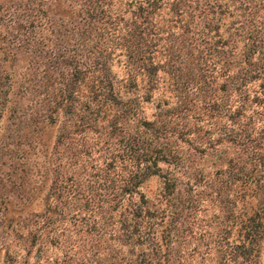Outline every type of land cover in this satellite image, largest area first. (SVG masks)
Returning a JSON list of instances; mask_svg holds the SVG:
<instances>
[{
	"label": "trees",
	"instance_id": "obj_1",
	"mask_svg": "<svg viewBox=\"0 0 264 264\" xmlns=\"http://www.w3.org/2000/svg\"><path fill=\"white\" fill-rule=\"evenodd\" d=\"M19 1L0 3L4 262L31 264L35 251L33 264H193L196 224L183 234L182 209L171 210L180 179L162 166L184 161V218L207 201L220 209L203 261L264 264V19H248L250 2ZM209 58L226 77L195 149L213 169L183 159L167 114L145 107L165 76L177 91L208 85ZM40 66L42 84L17 91ZM33 88L47 93L26 106Z\"/></svg>",
	"mask_w": 264,
	"mask_h": 264
},
{
	"label": "rangeland",
	"instance_id": "obj_2",
	"mask_svg": "<svg viewBox=\"0 0 264 264\" xmlns=\"http://www.w3.org/2000/svg\"><path fill=\"white\" fill-rule=\"evenodd\" d=\"M10 0H0V3H10ZM14 1V0H13ZM26 1V0H25ZM19 1V2H25ZM250 2L248 6V19L253 23L259 24L262 19H264V0H247ZM228 58V57H227ZM226 67L228 66L227 62H224ZM224 64V65H225ZM207 68V78L206 82L208 85L204 84L202 80H193V83H190L187 89L182 91H177L173 85L174 77L165 76L161 79L158 88L153 91V98L148 104H145L147 109V114L151 116L154 113H159L161 110L167 114L165 116L168 121V133H167V143L171 145V147L176 148L181 152V156L184 159L185 155L193 154L195 166L202 167L207 166L209 169H213L212 163L209 158H203L204 155L201 151V148L195 149V147H201L200 143L201 137L205 132V127H207L210 123L216 121L217 118L212 117V115L206 111L207 110V101L210 98L219 99L223 95V91L220 89L222 83L225 80L223 73L219 72L218 69L212 70L213 59L209 58L206 62ZM43 66L39 67V71L37 74H29L25 77L24 74L18 76L17 82V91H22V86L31 87L34 86L35 81L40 84L41 77L43 76ZM19 71V70H18ZM39 80V82H38ZM42 84V83H41ZM206 86H209V89L206 90ZM52 92V91H49ZM47 93V91H42L40 89L33 88L31 91H27L26 98L23 100V104L28 106L30 104H36L41 97ZM161 106V107H159ZM204 127V128H203ZM53 135L55 134L52 132ZM51 133V134H52ZM54 139V138H53ZM199 145V146H198ZM165 169H171L172 172H175L179 176V185H178V193L175 195V201L173 202V206L171 205V210L174 208L181 210V229L184 234V226L188 224V222L196 224L194 228V233L191 238L189 236L190 246L193 248L198 246L197 255L195 254V258L192 259L193 264H216V260L206 259L203 261L202 257L199 255L204 253L207 249L205 241L202 240L203 233L205 234L207 230H214L215 226V215L220 212V209L216 207V203L207 201L203 205L197 209L193 215V218L186 219L184 218V172L186 168H184V161L182 164H171L170 166L167 164H162ZM161 186V181L158 178H152L149 180L145 187L144 191L148 193L151 197L156 196ZM210 223H212L211 226ZM72 227L71 224H69ZM77 227V226H76ZM180 227V225H179ZM76 229L78 231L79 228H73L72 231ZM84 233L80 232L79 235L82 236ZM5 252L2 251L0 253V264H21L20 262L14 263H5L6 260ZM52 256H61V250L51 249L48 252V255ZM215 257V256H214ZM37 254L34 251L31 256V264L36 260ZM20 260V259H19ZM56 264H64V263H56Z\"/></svg>",
	"mask_w": 264,
	"mask_h": 264
}]
</instances>
